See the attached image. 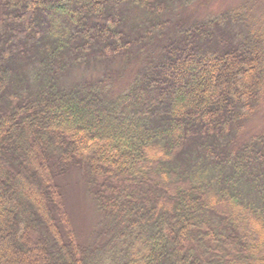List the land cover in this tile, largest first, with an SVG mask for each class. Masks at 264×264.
Here are the masks:
<instances>
[{
  "label": "trees",
  "instance_id": "1",
  "mask_svg": "<svg viewBox=\"0 0 264 264\" xmlns=\"http://www.w3.org/2000/svg\"><path fill=\"white\" fill-rule=\"evenodd\" d=\"M190 1L0 0V264H264V15Z\"/></svg>",
  "mask_w": 264,
  "mask_h": 264
},
{
  "label": "rangeland",
  "instance_id": "2",
  "mask_svg": "<svg viewBox=\"0 0 264 264\" xmlns=\"http://www.w3.org/2000/svg\"><path fill=\"white\" fill-rule=\"evenodd\" d=\"M245 2H249L251 8L253 6L254 13L264 15V0H191L185 7L173 6L170 13V19L176 21L177 19H188L193 21L199 18H206L214 16L220 12L233 9ZM127 16L135 17V21L142 17V13L132 9ZM180 14V15H179ZM182 17V18H181ZM130 21V20H129ZM116 66V65H115ZM134 65L129 66V69L123 74V82H126L128 74ZM95 70L90 67L86 70V74L96 75ZM78 74H75V76ZM129 77V76H128ZM123 87L122 84L117 83V88ZM264 129V101L259 104L258 112L252 121L246 123L245 133L259 134ZM86 181L77 173L73 172L62 179L61 187L63 195L66 199V204L69 206V213L71 220L77 231V238L79 245H93L98 240L99 222L98 213L95 204L88 197L86 191Z\"/></svg>",
  "mask_w": 264,
  "mask_h": 264
}]
</instances>
